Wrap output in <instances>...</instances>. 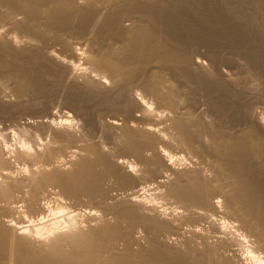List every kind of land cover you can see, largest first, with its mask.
<instances>
[{"label":"bare ground","instance_id":"1","mask_svg":"<svg viewBox=\"0 0 264 264\" xmlns=\"http://www.w3.org/2000/svg\"><path fill=\"white\" fill-rule=\"evenodd\" d=\"M140 1L0 0V118L18 141L0 132V264H264V112L223 124L194 101L188 84L237 74L172 41L162 11H126ZM31 52L66 74L67 113L13 110L9 81L44 83L8 69ZM186 157L197 166L176 168Z\"/></svg>","mask_w":264,"mask_h":264},{"label":"rangeland","instance_id":"2","mask_svg":"<svg viewBox=\"0 0 264 264\" xmlns=\"http://www.w3.org/2000/svg\"><path fill=\"white\" fill-rule=\"evenodd\" d=\"M140 2V4H137V7L136 3L133 5L129 3L126 11H162L161 13L163 14L160 13V15L164 21L163 28L165 32L173 36L172 41L179 45L191 47L200 44L202 50L213 54L221 68L228 67L232 72L237 74L236 79L240 84L238 88L231 87L227 89L225 85L218 82H204L200 86L188 84V89L191 91V97L194 101H202L210 109L214 107V109L222 111V108L225 111V115L221 116V123L223 124H228L239 113H243L245 111L243 109H248L252 112H264V0H142ZM164 17H167L169 20L167 18L165 20ZM170 18H172L171 21ZM111 35H105V37L108 38ZM31 53L36 57H30L29 53H27L28 56L25 53H20V56L17 54L19 58L18 56H14L13 59L17 60H12L11 66L8 69H14L16 66L23 67L26 69L25 71H28V75L31 78L34 77V80L35 77L43 78L44 83L42 85L44 87L42 86L35 90V87L27 86L19 90L20 95H16L13 91V86H16L14 79L9 81L11 90H7V93L9 94L10 101H15L13 102L15 103V109L13 110H21L23 108V116L27 117L30 121L39 120L37 117L45 116L49 109L52 112H57L58 115L67 113L68 110L63 106H59L60 104L58 103V100H60V94L58 95V93L62 90L61 83L66 74L62 76L61 72L63 69L61 67L43 63L40 57H38L42 55L41 52ZM20 57L23 58L21 59ZM77 69L78 73H83L82 66H79ZM53 70L57 72L54 71V75L59 73L58 77H47L48 74H53ZM54 78L55 80H53ZM39 90L42 91L40 92ZM243 90L248 92L245 93ZM194 92L201 93L202 95ZM249 92L251 95L248 94ZM21 105H25L26 107ZM89 107L93 110L97 105L93 103ZM43 110L44 112H42ZM0 119H2L0 120V132L2 134L5 133L6 137H8V141L10 142H8V146L17 147V137L12 133L15 120L9 116ZM76 123L78 133L87 134L85 127L83 126L84 128H82V123ZM88 134L85 137L88 141L91 140V143L97 142L100 137L99 133H94L91 136H88ZM94 138L98 139L95 140ZM2 140L0 138V142ZM110 145L106 146V149L114 151L119 156H125L129 153L121 143L114 144V146ZM178 150L176 147H172V154H176ZM179 155H184V153L177 156ZM190 161L186 157L184 159H176L174 164L176 168L181 170L197 166L195 165V161ZM63 163H66V160L59 161V165ZM13 167L16 172H20L22 169V166L17 163ZM168 212L173 211L168 210Z\"/></svg>","mask_w":264,"mask_h":264}]
</instances>
